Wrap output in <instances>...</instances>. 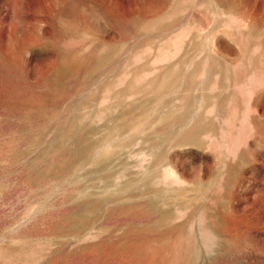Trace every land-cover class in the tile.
Segmentation results:
<instances>
[{"label":"rangeland","instance_id":"rangeland-1","mask_svg":"<svg viewBox=\"0 0 264 264\" xmlns=\"http://www.w3.org/2000/svg\"><path fill=\"white\" fill-rule=\"evenodd\" d=\"M0 264H264V0H0Z\"/></svg>","mask_w":264,"mask_h":264}]
</instances>
